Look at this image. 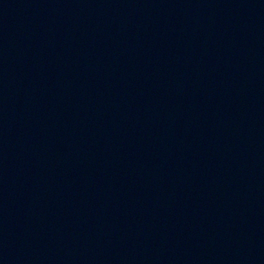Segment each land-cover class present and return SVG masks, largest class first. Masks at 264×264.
<instances>
[{
    "label": "water",
    "instance_id": "95a60500",
    "mask_svg": "<svg viewBox=\"0 0 264 264\" xmlns=\"http://www.w3.org/2000/svg\"><path fill=\"white\" fill-rule=\"evenodd\" d=\"M0 264H264V0H0Z\"/></svg>",
    "mask_w": 264,
    "mask_h": 264
}]
</instances>
